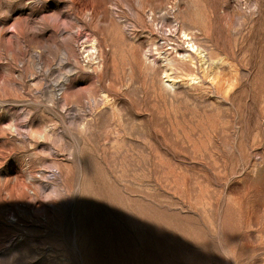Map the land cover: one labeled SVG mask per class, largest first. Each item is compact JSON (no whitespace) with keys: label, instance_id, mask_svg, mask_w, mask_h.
Returning a JSON list of instances; mask_svg holds the SVG:
<instances>
[{"label":"rangeland","instance_id":"rangeland-1","mask_svg":"<svg viewBox=\"0 0 264 264\" xmlns=\"http://www.w3.org/2000/svg\"><path fill=\"white\" fill-rule=\"evenodd\" d=\"M0 264H264V0H0Z\"/></svg>","mask_w":264,"mask_h":264},{"label":"bare ground","instance_id":"bare-ground-1","mask_svg":"<svg viewBox=\"0 0 264 264\" xmlns=\"http://www.w3.org/2000/svg\"><path fill=\"white\" fill-rule=\"evenodd\" d=\"M175 22H177V26L174 27V29L178 30L179 32L181 31L184 32V37L188 38L191 36L188 29L184 27L182 28L176 19L174 20V23ZM192 39L193 38L191 36V40ZM184 43H187V42L184 41ZM188 47L190 48L188 51L180 52L178 51L176 46H172L171 50H174V51L169 52L168 51L169 49H167L166 53L168 54V56H164V57H162V53L160 51L161 49L156 48L155 51H156V55L158 56V62L156 61L155 63L161 62L163 64V68L165 69L166 74L168 75L167 77L171 78L170 72H173V71H178V72L188 74L187 72L189 71V68L195 64L196 54L199 53L198 49L194 48L193 44L189 45ZM60 98L64 102L65 105L69 104L68 93L63 88L60 92V97L58 94H55L54 101H57ZM54 105L55 104H53V106Z\"/></svg>","mask_w":264,"mask_h":264}]
</instances>
